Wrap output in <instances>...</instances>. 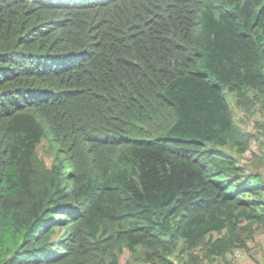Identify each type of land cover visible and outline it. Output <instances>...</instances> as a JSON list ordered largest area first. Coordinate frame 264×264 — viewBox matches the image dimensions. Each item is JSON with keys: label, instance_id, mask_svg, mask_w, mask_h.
Segmentation results:
<instances>
[{"label": "trees", "instance_id": "16d2710c", "mask_svg": "<svg viewBox=\"0 0 264 264\" xmlns=\"http://www.w3.org/2000/svg\"><path fill=\"white\" fill-rule=\"evenodd\" d=\"M228 97L264 115V0H0V264L247 249L264 140Z\"/></svg>", "mask_w": 264, "mask_h": 264}, {"label": "rangeland", "instance_id": "374dc122", "mask_svg": "<svg viewBox=\"0 0 264 264\" xmlns=\"http://www.w3.org/2000/svg\"><path fill=\"white\" fill-rule=\"evenodd\" d=\"M228 103L230 106V109L232 111V116L235 120V122L239 125V127L246 129L247 131H253L255 134L260 136L261 142L264 140L263 133H259L257 130V124L254 123V118L259 117V119H264V115L257 111L250 113L253 117H248L245 115L244 110L240 107H237L234 104V101L232 98L228 97ZM255 142L251 143V146L249 150L243 153L242 160L244 162H249V158L251 160L252 156L250 151L255 148ZM262 146H259V149ZM253 232V238L249 242L247 249H239V252H237L238 249H234L233 252L230 254L229 260L226 263L223 264H264V226L262 225H255L252 228ZM127 252H124L121 256L120 262L121 264L124 263L126 258Z\"/></svg>", "mask_w": 264, "mask_h": 264}, {"label": "built area", "instance_id": "2783aa9c", "mask_svg": "<svg viewBox=\"0 0 264 264\" xmlns=\"http://www.w3.org/2000/svg\"><path fill=\"white\" fill-rule=\"evenodd\" d=\"M237 252H239V249L237 250Z\"/></svg>", "mask_w": 264, "mask_h": 264}]
</instances>
